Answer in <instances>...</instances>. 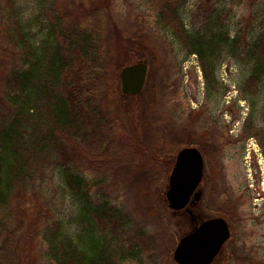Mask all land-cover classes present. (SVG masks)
Listing matches in <instances>:
<instances>
[{
  "label": "rangeland",
  "instance_id": "374dc122",
  "mask_svg": "<svg viewBox=\"0 0 264 264\" xmlns=\"http://www.w3.org/2000/svg\"><path fill=\"white\" fill-rule=\"evenodd\" d=\"M19 2L26 18L37 20L34 31L40 34L47 32L55 11L68 7L63 0ZM112 9L122 23V33L118 45L113 39L108 48L113 52L110 77L119 78L122 92L123 62L141 61L134 59V53L127 50L130 47L144 55L150 74L143 98L131 100L128 110L114 96L104 103L110 116L125 126L115 146L120 162L100 169L91 159L96 155L87 156L86 149L75 148L81 165L77 172L89 183L91 200L107 199L120 209L126 223L103 239L90 235L82 195L66 188L59 169L52 168L48 158L36 186H29L27 193L45 195L81 248L88 241L92 251L112 253L115 264H178L174 250L190 231L191 219L186 208H170L166 191L173 168L163 173L156 154L162 140L176 143L175 158L187 144L196 145L205 159L200 184L205 194L195 210L202 217H225L232 228L231 238L213 264H264V81L256 94L245 88L247 78L260 70L262 62L256 45L264 36V0H183L180 15L187 33L196 37L192 51L211 53L206 60L189 53L171 29L162 25L149 0H116ZM13 63L10 58L7 68L0 67L3 118L15 109L8 100L7 86ZM53 69L50 62L45 70ZM46 92V106L60 117L61 103L51 90ZM47 111L38 117L45 130L54 122ZM61 134L56 130L51 141ZM64 141L69 145V139ZM22 249L30 264H51L37 241Z\"/></svg>",
  "mask_w": 264,
  "mask_h": 264
},
{
  "label": "trees",
  "instance_id": "16d2710c",
  "mask_svg": "<svg viewBox=\"0 0 264 264\" xmlns=\"http://www.w3.org/2000/svg\"><path fill=\"white\" fill-rule=\"evenodd\" d=\"M115 1L63 0L67 9L55 11L47 32L40 34L34 31L37 20L26 18L19 0H0V67L7 68L8 60L14 58L7 86L8 100L15 108L4 118L0 116V264H30L22 248H27L31 241L46 249L51 264H115L112 253H96L89 248L88 241L83 243L85 249L81 248L67 233L55 206L45 195L27 193L29 186H36L37 176L43 173L42 163L48 158L46 162L59 169L66 188L74 195H82V213L84 220L90 219V235L103 239L109 233L116 234L126 223L120 209L107 199L91 200V187L77 172L81 165L76 153V148H84L87 156L96 155L93 157L99 161L91 159L100 169L109 167L110 162H120L116 159L120 156L116 147L125 126L118 117L110 116L104 103L114 96L128 110L131 100L144 96L143 91L123 94L119 78L110 77L108 66L113 52L108 48L122 33V23L112 9ZM149 1L162 25L171 29L189 53L206 60L211 53L206 56L202 51H192L196 37L187 33L180 15L183 0ZM256 46L263 68L260 66L246 80L245 88L252 94L259 91L264 81V36ZM130 48L126 49L134 53V59L145 58ZM50 62L53 72L45 70ZM128 64L124 61L121 67ZM204 72L209 73L205 66ZM46 89L61 103L60 117L46 106ZM45 109L54 118L47 131L40 128L38 121ZM56 130L63 134L52 142ZM64 138L69 139V145ZM171 142L162 140L161 151L156 154L158 161H162L163 173L172 169L176 161V143Z\"/></svg>",
  "mask_w": 264,
  "mask_h": 264
},
{
  "label": "water",
  "instance_id": "95a60500",
  "mask_svg": "<svg viewBox=\"0 0 264 264\" xmlns=\"http://www.w3.org/2000/svg\"><path fill=\"white\" fill-rule=\"evenodd\" d=\"M148 72L149 64L144 60L124 66L120 71L122 93L140 94ZM204 170V156L197 146L179 150L169 177L166 199L173 210L187 209L193 228L180 238L174 250V260L178 264H213L232 235L225 217L214 216L201 221V215L193 209L203 197L200 184Z\"/></svg>",
  "mask_w": 264,
  "mask_h": 264
},
{
  "label": "flooded vegetation",
  "instance_id": "af4514ba",
  "mask_svg": "<svg viewBox=\"0 0 264 264\" xmlns=\"http://www.w3.org/2000/svg\"><path fill=\"white\" fill-rule=\"evenodd\" d=\"M186 146H196V145H186ZM198 148H199V147H198ZM199 149H200V148H199ZM200 150H201V149H200ZM201 152H202V151H201ZM202 154H203V153H202ZM203 156H204V155H203ZM204 162H205V159H204ZM204 177H205V170H204ZM203 180H204V178H203ZM203 180H202V181H203ZM201 188H202V191H203V194H202V195H203V197H204L205 190H204V187L201 186ZM203 197H202V198H203ZM197 206H198V205H197ZM197 206H196V207H197ZM193 209L195 210V207H194ZM186 210H187V209H186ZM195 212H196V210H195ZM188 214H189V212H188ZM189 215H190V214H189ZM208 218H210V217H202V216H201V219H200V220L202 221V220H205V219H208ZM192 228H193V224L191 223V229H192ZM191 229H190V231H191Z\"/></svg>",
  "mask_w": 264,
  "mask_h": 264
}]
</instances>
